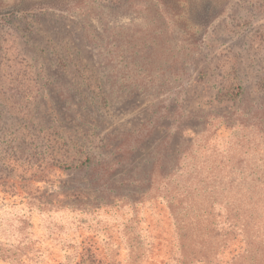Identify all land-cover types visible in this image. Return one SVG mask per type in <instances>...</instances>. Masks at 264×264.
<instances>
[{
	"label": "rangeland",
	"instance_id": "374dc122",
	"mask_svg": "<svg viewBox=\"0 0 264 264\" xmlns=\"http://www.w3.org/2000/svg\"><path fill=\"white\" fill-rule=\"evenodd\" d=\"M0 0V264H264V0Z\"/></svg>",
	"mask_w": 264,
	"mask_h": 264
},
{
	"label": "trees",
	"instance_id": "16d2710c",
	"mask_svg": "<svg viewBox=\"0 0 264 264\" xmlns=\"http://www.w3.org/2000/svg\"><path fill=\"white\" fill-rule=\"evenodd\" d=\"M163 1L166 3V1H168V0H163ZM164 2H163V3H164Z\"/></svg>",
	"mask_w": 264,
	"mask_h": 264
}]
</instances>
